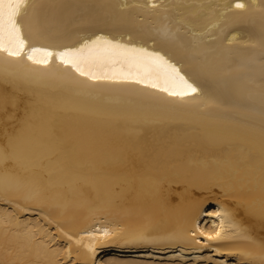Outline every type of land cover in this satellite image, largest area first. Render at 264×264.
Returning <instances> with one entry per match:
<instances>
[{
	"label": "bare ground",
	"instance_id": "bare-ground-1",
	"mask_svg": "<svg viewBox=\"0 0 264 264\" xmlns=\"http://www.w3.org/2000/svg\"><path fill=\"white\" fill-rule=\"evenodd\" d=\"M0 264H264V0H6Z\"/></svg>",
	"mask_w": 264,
	"mask_h": 264
},
{
	"label": "snow or ice",
	"instance_id": "snow-or-ice-1",
	"mask_svg": "<svg viewBox=\"0 0 264 264\" xmlns=\"http://www.w3.org/2000/svg\"><path fill=\"white\" fill-rule=\"evenodd\" d=\"M6 2V0H0V17H2V5ZM9 4L16 3L20 4L23 2V0H7ZM238 7H241L242 5H237ZM192 91H195V89H192Z\"/></svg>",
	"mask_w": 264,
	"mask_h": 264
}]
</instances>
